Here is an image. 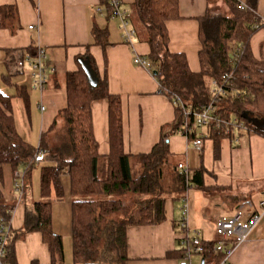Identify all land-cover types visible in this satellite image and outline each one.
I'll return each mask as SVG.
<instances>
[{"label": "trees", "instance_id": "obj_1", "mask_svg": "<svg viewBox=\"0 0 264 264\" xmlns=\"http://www.w3.org/2000/svg\"><path fill=\"white\" fill-rule=\"evenodd\" d=\"M110 12L111 0H101ZM226 11L209 8L199 20L202 50L201 71L193 73L183 54L169 50L167 23L179 20V0H135L130 15L136 37L150 47L147 57L151 74L159 82L161 92L174 104L176 118L173 131L162 132L161 139L148 154L125 153L121 99L111 95L107 82L93 87L83 70L66 74L67 107L58 112L49 129L42 133L36 148L19 135L12 110L16 96L29 104L25 85L13 83V75H2L3 84L17 88V95L0 89V183L9 171V188L23 193L33 186V171L40 169L41 200L27 210L22 235L41 233L48 245L52 264H63L64 244L52 229V205L64 196L61 176L67 172L71 182L72 245L75 264H128L127 229L135 226H156L166 221V202L184 197L189 189L206 191L205 169L195 172L179 169L169 148L172 134L183 133L189 140L196 136V115L213 106L217 122L208 128L215 141L218 157L222 139L231 138L235 130L264 136V128L244 118L264 120V58L257 59L251 48L253 36L264 30L262 18L255 9H240L238 0H224ZM2 14L13 15L12 7ZM4 18V17H3ZM259 25L258 29L255 26ZM2 26L7 27L6 19ZM107 31H93L95 43L108 45ZM264 54V45L262 47ZM36 48L25 52L37 53ZM9 69L11 51L0 49ZM93 70L94 62L90 58ZM10 73V71H9ZM54 72H52L53 74ZM156 73V74H155ZM232 75L225 80L224 76ZM50 81L48 80L47 86ZM217 83L224 92L217 94ZM108 100L110 105L111 152L100 156L94 135L92 103ZM236 122V123H235ZM103 159V160H102ZM106 162V172L99 175L100 162ZM23 175L18 176V172ZM0 185V223L10 226L13 205L3 200ZM55 195V200L52 196ZM180 233V222L174 223ZM11 230V229H10ZM18 239L10 232L7 264H17L14 243ZM218 241L205 243L203 256L219 264L223 254L214 252ZM180 254L179 261L183 259Z\"/></svg>", "mask_w": 264, "mask_h": 264}, {"label": "crops", "instance_id": "obj_2", "mask_svg": "<svg viewBox=\"0 0 264 264\" xmlns=\"http://www.w3.org/2000/svg\"><path fill=\"white\" fill-rule=\"evenodd\" d=\"M238 1L250 9L256 6L257 16L264 18V0ZM121 2L120 9L128 11L130 16L135 0ZM4 7H12L14 16L3 15ZM99 8H105L101 0H0V49L11 51V58L28 48L43 49L54 72L43 91L34 89L30 78V85L14 82L25 85L29 94L28 105L18 96L12 99L16 129L25 142L37 148L42 133L49 129L58 112L67 107L66 74L83 70L80 61L90 63L91 58L99 82H107L109 93L121 99L125 153L148 154L159 143L163 131H173L175 106L161 92L153 75L134 62L136 57L147 59L150 54L148 43L139 38L126 43L122 20L111 17L108 12L99 14ZM209 8L219 10L226 8V4L224 0H179L181 18L167 23L170 52L185 55L193 73L201 71L199 20ZM3 19L7 21V27L2 26ZM96 28L107 31L105 48L95 43L93 31ZM263 45L264 30H261L251 39L257 59ZM4 58L3 54L2 61L8 69ZM12 88L14 94H7L17 95V88ZM31 90L37 91L39 96L36 112L41 114L39 121H34L31 115ZM91 111L99 154L106 158L111 152L109 101L93 102ZM208 131L206 127L198 128L196 136L190 140L181 132L170 136L173 162L189 172L205 169L206 191L191 188L179 200L168 199L167 219L160 225L129 227L128 264H178L181 254L178 251L182 252V249L174 223L182 220L185 207L190 231L199 232L203 242L209 244L220 239L218 224L221 220L239 215L241 222L247 224L253 215L263 211L264 136L237 129L231 138L221 140L217 157L215 141ZM196 140H202L200 150L195 148ZM17 175H23V171ZM38 180L33 177V186L23 193L11 188L3 193L4 202L13 205L10 229L18 236L14 243L17 264H52L51 251L41 233L22 235L27 210H32L33 204L41 200ZM61 182L64 196L52 205V229L64 244L65 240L72 243L71 182L67 172L61 176ZM52 198L55 200L54 194ZM194 257L200 260L196 261ZM232 263L264 264V215L250 238L237 248ZM190 264L215 262L195 254L191 256Z\"/></svg>", "mask_w": 264, "mask_h": 264}, {"label": "built area", "instance_id": "obj_3", "mask_svg": "<svg viewBox=\"0 0 264 264\" xmlns=\"http://www.w3.org/2000/svg\"><path fill=\"white\" fill-rule=\"evenodd\" d=\"M121 0H111L110 12L112 17L120 18L122 20V29L124 31L123 38L126 43H130L133 38L136 37V31L131 26L130 16L128 11L120 9ZM247 7L240 4V9L244 10ZM106 8H99L98 13H106ZM262 25L264 26V18H262ZM259 25L255 26L258 29ZM135 64L149 72H151V65L145 58L136 57ZM10 74L13 76H24L26 69L29 71L28 76L32 81V87L34 89L43 91L47 87L50 74L53 72L48 64V56L43 49H38L36 54L29 52H22L15 56L14 59H9ZM232 78V75L224 76L227 81ZM217 86V94L224 92V88L214 83ZM44 110V107L41 108ZM214 110L213 106H208L205 110L196 115L195 122L200 128L209 127L211 124L216 123L218 120L212 115ZM236 123V122H235ZM238 128L246 130L243 124H238ZM195 148L198 150L202 147V140H196L194 142ZM179 169L185 171L182 165H179ZM22 176V175H18ZM263 208L262 212L253 215L247 224L241 222L239 215L231 216L225 220H221L218 224V230L220 233V239L214 246V252L223 254V259L219 264H233L232 258L237 248L247 241L255 227L261 221L264 215V202L261 203ZM10 226L5 222L0 223V264H7L5 258L7 255V245L10 236ZM179 245L182 249L183 259L178 264H190V258L193 255H203L204 245L203 240L200 237L199 232H191L187 225V207L184 209L183 218L180 221V233H177Z\"/></svg>", "mask_w": 264, "mask_h": 264}, {"label": "rangeland", "instance_id": "obj_4", "mask_svg": "<svg viewBox=\"0 0 264 264\" xmlns=\"http://www.w3.org/2000/svg\"><path fill=\"white\" fill-rule=\"evenodd\" d=\"M219 10H220V12L226 11V8H222V9H219ZM262 50H261L260 58L261 57L264 58V54H263ZM2 58H3V54L1 55V59H0V89H1V91L5 90L4 93H12V94H14V92H15L14 88L8 87V86L4 85L3 82H2V75L3 74H7V75L10 74L9 71H8L9 69H7L5 67V65H4V63H3ZM28 73H29V71L26 69V74L23 77L13 76L12 77L13 83L14 82H22L23 81V82L27 83L28 85H30L31 82H30ZM6 89H9V90H6ZM30 94H32L31 105H30L31 106V115H32V118H33L34 121H37V119L39 121L41 119V116H40L41 114H38V115L36 114L37 109H38V104H39V102H38L39 96L37 95V91H35V90H31ZM106 165L107 164H106L105 161H101L100 162V165H99V175L100 176H102L106 172ZM35 176H36V178L40 177V169L39 168L33 171L34 180H35ZM9 179H10V175H9V171H7L4 174V179H3L4 182H2V184L0 183L3 192H7L9 190V186H8L9 185V182H8ZM38 182H39V180H38ZM35 186L37 188V185H35ZM193 259H196V261L200 260L199 257H194ZM63 264H75L74 260H73V245H72L71 241H69V240H65L64 241V261H63Z\"/></svg>", "mask_w": 264, "mask_h": 264}, {"label": "water", "instance_id": "obj_5", "mask_svg": "<svg viewBox=\"0 0 264 264\" xmlns=\"http://www.w3.org/2000/svg\"><path fill=\"white\" fill-rule=\"evenodd\" d=\"M81 66L85 74L87 75V78L89 80V83L95 87L99 83V79L95 73V71L92 69L90 63L88 60L80 61ZM156 74V73H155ZM244 118L248 120L249 122H252L253 124L257 125L260 128H264V120H256L249 118L247 114L244 115Z\"/></svg>", "mask_w": 264, "mask_h": 264}]
</instances>
